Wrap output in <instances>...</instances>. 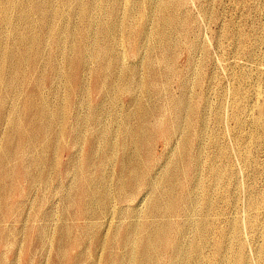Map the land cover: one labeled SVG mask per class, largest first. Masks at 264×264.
Wrapping results in <instances>:
<instances>
[{"label": "rangeland", "instance_id": "374dc122", "mask_svg": "<svg viewBox=\"0 0 264 264\" xmlns=\"http://www.w3.org/2000/svg\"><path fill=\"white\" fill-rule=\"evenodd\" d=\"M36 1L0 0L8 9H0V52L18 56L20 33L42 39L41 63L22 65L33 79L0 85V187L7 186L0 188V264H123L119 257L138 264L139 241L164 222L185 254L173 258L161 248L151 264H264V0H41L49 9L46 33L41 15L22 14ZM74 31L92 39L114 31L119 63L94 74L101 67L89 59L79 88L68 79ZM37 81L46 111L60 114L51 146L12 133L11 119L24 122L26 95ZM127 119L129 132L145 128L143 143L135 129L124 133ZM39 155L46 162L40 167L33 163ZM126 158L141 177L132 198L117 189ZM23 169L33 182L18 175ZM169 172L179 208L155 216L152 200L172 197ZM85 202L90 212L82 210ZM194 241H204L202 255H190Z\"/></svg>", "mask_w": 264, "mask_h": 264}, {"label": "bare ground", "instance_id": "6f19581e", "mask_svg": "<svg viewBox=\"0 0 264 264\" xmlns=\"http://www.w3.org/2000/svg\"><path fill=\"white\" fill-rule=\"evenodd\" d=\"M161 1V0H160ZM159 1V2H160ZM165 1V0H163ZM162 1V2H163ZM16 2V1H15ZM46 2V1H45ZM37 5H35L32 9H25L22 11V14L25 15H29V12H31V14H38L41 15L39 19L40 21V25L43 28V32H48L49 30L51 31L50 28V24H49V17L47 16V8H45V4L43 2H41V0H37L36 1ZM43 3V4H41ZM72 3V2H71ZM18 4V3H17ZM162 4V3H161ZM160 4V6H161ZM164 4V3H163ZM162 4V5H163ZM170 4V2H169ZM52 5V4H50ZM69 5V2H68ZM72 5V4H70ZM166 5V4H165ZM166 7V6H165ZM11 8V7H10ZM51 8V7H50ZM69 8V7H68ZM1 10H3V12L7 11L8 9L5 7L0 8ZM15 9V8H14ZM21 10V8H18ZM167 9V8H166ZM51 10V9H50ZM91 10V9H90ZM55 11V10H53ZM52 12V11H51ZM56 13V11H55ZM53 14L54 16H56V14ZM77 13V12H76ZM146 13V12H144ZM160 13V12H159ZM163 13V12H162ZM30 14V15H31ZM46 14V15H45ZM52 14V13H50ZM147 14V13H146ZM53 16V17H54ZM51 17V16H50ZM174 17L176 18V15H174ZM5 19V17H0V25L3 22V20ZM165 17H162L160 19L164 20ZM117 22V21H116ZM115 22V23H116ZM167 22H170V24H172L173 20H168ZM165 22V23H167ZM158 23V22H157ZM164 23V25H165ZM119 24V23H118ZM58 25V24H57ZM159 25V24H158ZM116 26V25H115ZM124 26V25H123ZM160 26V25H159ZM170 26V25H169ZM168 26V27H169ZM76 27V26H75ZM78 27V26H77ZM163 27V26H162ZM182 27V26H181ZM59 28V26H58ZM73 28V27H72ZM177 28V27H176ZM60 29V28H59ZM63 29V28H62ZM89 29V28H88ZM115 29V28H114ZM119 29V28H118ZM158 29V28H156ZM163 29V28H162ZM171 29V28H170ZM65 30V28H64ZM67 30V29H66ZM73 30V29H72ZM70 30V31H72ZM76 30V28H75ZM120 30V29H119ZM123 30V28H122ZM147 30V29H146ZM68 31V30H67ZM121 31V30H120ZM157 31V30H156ZM163 31V30H162ZM73 32V31H72ZM75 32V31H74ZM89 32V30H88ZM114 32V31H112ZM112 32L108 31L106 33H100L97 34L98 36H96V39H92L91 36H89L88 33H71V35L75 38V36L77 37V41L74 42L72 44V52L73 55H75V59H73L70 64L68 65V69H69V75H68V79L69 81H72L74 83V87H80L81 86V76L78 75V73L84 69V66H86L87 62L89 59H94L96 62H98L100 64L99 69L94 71L95 73H106L110 70L111 66H118V59L117 57L113 56L112 52H114L115 49V44L114 41L112 40ZM123 32V31H122ZM69 33V32H68ZM148 33V32H147ZM153 33V32H152ZM155 33V32H154ZM175 33V32H174ZM54 34V33H53ZM117 34V33H116ZM151 34V33H150ZM149 34V35H150ZM64 35V34H63ZM91 35V34H90ZM95 35V34H94ZM148 35V34H147ZM152 35V34H151ZM103 37V38H107L108 39V43L105 44H100L97 42V38L99 37ZM114 36V35H113ZM158 37V35H156ZM151 37V36H150ZM149 37V38H150ZM148 38V39H149ZM147 39V40H148ZM18 42H20V44L23 45V49L22 52L18 55L15 56L12 54L11 51L5 50L0 52V85H6L7 88L12 87L13 84V80H19V81H25L28 80V78H30V81L33 79L32 75L29 76V74L25 73L23 70L22 65L24 63L28 61H30L32 63V65H36L38 64V62L41 63V59H42V54L39 51V46L42 43V39L41 37L37 36V37H30L29 35H27V33H20L18 34ZM60 42V41H59ZM73 42V41H72ZM157 42V41H156ZM162 42V41H161ZM66 43V42H65ZM154 44V42H153ZM170 44V43H169ZM59 45V44H58ZM64 45V44H63ZM167 44H164V46H166ZM172 45V44H171ZM87 47V48H86ZM90 47V48H88ZM154 47L156 48V46L154 45ZM167 47V46H166ZM169 49V48H168ZM151 50H154L153 47ZM29 52H32V54H34V58H32V54ZM153 52V51H152ZM68 58H71L67 55ZM170 58V57H169ZM43 62V61H42ZM170 63V62H169ZM160 65V64H159ZM55 68V67H54ZM168 68V67H167ZM170 68V67H169ZM7 69H12V74L9 78H6L4 76V72ZM171 69V68H170ZM57 72V70H55ZM13 75V78H12ZM99 76V75H97ZM102 76V75H101ZM28 77V78H27ZM58 77V76H57ZM169 78V77H168ZM12 83H11V82ZM57 81V80H56ZM36 86L34 87L33 90H31V92L29 94H27V98L25 100V120L24 122L21 121V119H19L18 117H14L11 119V127H12V133H15L16 135H18L21 140H25V142H29L30 145H32L33 143L35 144L36 141H43L45 145L47 146H51L57 138V134H55V139L52 138V135L55 133L56 129V124L59 123L58 119H57V115L59 117V113H57L56 115V110H53L52 112H47L45 109V105L41 100V90H40V84L39 81H37ZM17 86V85H16ZM54 87V86H53ZM114 88V87H113ZM54 92V91H53ZM14 95V94H13ZM2 93H0V120L2 119V114L3 113V97H2ZM14 99V98H13ZM135 99V98H134ZM13 101V100H12ZM11 101V102H12ZM16 104V103H15ZM176 104V113L179 112L180 109V104L181 101H175ZM11 113V112H10ZM19 113V112H18ZM178 114V113H177ZM46 117V121H43V117ZM159 124L158 126H160L161 118L159 119ZM130 121L127 119L126 120V124H125V131L124 133H130L132 132L134 129V132H136L138 134L137 137V141H139L140 143H143L145 135H143V131L145 130V128L143 127H136L133 128V130L131 129L129 132V128H130ZM79 130V129H78ZM75 137H76V141L78 142V140H80L79 138V133L76 131L75 133ZM9 138V137H8ZM58 139V138H57ZM134 139V138H133ZM146 139V138H145ZM128 140V139H126ZM80 142V141H79ZM124 142V141H123ZM94 143V142H93ZM92 143V144H93ZM80 144V143H78ZM139 144V143H138ZM123 145V144H122ZM134 145V144H133ZM9 144H7V148H8ZM127 146V143L125 142L124 147ZM135 146V145H134ZM110 149L113 150V148L111 146H108ZM114 148L117 147V145L115 144L113 146ZM119 148V147H118ZM127 148V147H126ZM125 148V149H126ZM200 148V147H199ZM9 149V148H8ZM39 152V151H38ZM111 152V151H110ZM138 152V151H137ZM201 152V151H200ZM8 153V152H7ZM45 154V153H44ZM43 154V155H44ZM4 158L7 155L4 152ZM47 155V154H46ZM114 155V154H113ZM112 155V156H113ZM47 158V156H46ZM89 158H91V155L88 156L87 161L89 160ZM111 158V157H110ZM115 158H111V160ZM118 159V158H117ZM110 160V161H111ZM109 161V159H108ZM43 162L46 164L45 162V158L42 156H38L36 157V160L33 161L34 164L36 165H43ZM115 162V161H114ZM59 163V161L57 162ZM54 164V163H53ZM108 164V163H107ZM55 165V164H54ZM37 167V166H36ZM26 168V167H25ZM53 168V167H52ZM137 165L135 162H133L132 160L126 158V163L124 165V167H122V176L119 178L118 181V186L117 189L120 192V194H125L127 196H130L131 198L133 197L134 191L137 189V187L140 185L141 182V177L140 174L137 171ZM184 171V170H183ZM16 173V171H14ZM81 170L80 176H79V182L80 185H82L84 187V190L86 189V184L89 180L86 176H84V172ZM170 173V172H169ZM185 173V172H184ZM186 174V173H185ZM18 175L21 177L26 178V180L28 182H33V180L35 179L33 176H31L28 171L26 169H23L22 171L18 172ZM104 180V177H103ZM48 182V181H47ZM176 179L174 178L173 174L170 173V176L168 177V179L166 180V185L168 186V190L167 193H171L172 197L171 198H167V197H162V196H156L153 200H152V206H151V210L152 211H156L154 214H157L155 216H171L174 212H176L179 208V201L177 200V198L174 196V190H175V186H176ZM2 184V183H1ZM0 184V185H1ZM0 188H2L3 191L6 190L7 186H1ZM106 188V187H105ZM198 190V189H197ZM208 190V189H207ZM86 191V190H85ZM87 192V191H86ZM107 192V191H106ZM194 192V191H193ZM192 192V193H193ZM92 193H90L91 195ZM194 195V194H193ZM191 196V195H190ZM197 197V196H196ZM8 198V197H7ZM191 198V197H190ZM194 199V198H193ZM195 200V199H194ZM189 201L192 202V199H189ZM193 203V202H192ZM95 204V203H94ZM1 205H5L7 206V210H10V204L8 202H4ZM82 210L85 212H90L91 208L88 209V203H82ZM101 205L102 206H106L107 202L105 200V198L103 197L101 200ZM92 206V205H91ZM96 208V206H95ZM13 210V208H11V211ZM192 210V208H191ZM4 211V212H6ZM194 212H192L193 214ZM208 213V212H207ZM206 213V214H207ZM190 215V214H189ZM192 217V216H191ZM189 217H187L188 219ZM203 218V217H202ZM186 219V220H187ZM206 219V218H205ZM209 219V218H208ZM194 221V220H193ZM207 221V219H206ZM191 222V221H190ZM190 222H188V224H190ZM92 223V222H91ZM161 228L159 231L155 232L154 235L152 237H144L142 240L139 241V248L140 251L142 253V258L139 260L138 264H151L153 261H149L152 257V253H159L160 254V249L161 248H167L169 250H171L172 252V256L173 258H180L181 256H183V247H181L182 243L172 240L169 237V229L170 228V224L167 222H164L161 224ZM198 226V225H197ZM174 227V226H173ZM191 227V226H189ZM195 227V225H194ZM199 227V226H198ZM203 227V226H202ZM201 227V228H202ZM207 227V226H206ZM210 227V226H209ZM172 228V227H171ZM170 228V229H171ZM196 228V227H195ZM194 228V229H195ZM175 230V228H173ZM204 229V227L202 228ZM212 229V228H211ZM206 230V229H205ZM204 230V231H205ZM229 230V229H228ZM173 231V230H172ZM137 233H139L138 235H144V231H139L136 230ZM179 232V231H178ZM197 232H200V234L198 236H203V231L200 230V228H197ZM46 233V232H45ZM171 233V232H170ZM184 233V232H183ZM206 233V232H205ZM42 234V233H41ZM207 234V233H206ZM209 234V233H208ZM224 234V233H223ZM5 234H3V232H0V239H4L5 238ZM43 236V234H42ZM197 236V237H198ZM222 237V235H221ZM204 237H202L203 239ZM207 238V237H206ZM183 239V238H182ZM200 239V237H199ZM198 240V239H197ZM196 240V242H197ZM201 240V239H200ZM204 240V239H203ZM124 241V240H123ZM183 242V241H182ZM209 242V241H208ZM79 244V242H77ZM203 243L204 241L201 243H195V241L192 243V251L190 252V255L193 256L192 253H200L202 255L203 252ZM205 244V243H204ZM207 244V243H206ZM220 244V240L218 241V244ZM222 244V243H221ZM8 245V244H7ZM6 245V246H7ZM11 245L13 246V244L11 243ZM15 245V244H14ZM66 245H69L68 242H64V244H62V249L63 252H65V250H67L65 248ZM224 245V244H223ZM222 245V246H223ZM11 247V246H10ZM219 247V246H218ZM217 247V248H218ZM220 248V247H219ZM222 248V247H221ZM216 249V248H215ZM222 250V249H221ZM217 252V251H216ZM224 252V251H223ZM237 252V251H236ZM185 254V253H184ZM241 254V253H240ZM217 255V254H216ZM186 256V255H185ZM242 256V255H241ZM202 257V256H201ZM200 257V258H201ZM182 258V257H181ZM222 258V257H221ZM113 259H109L110 263ZM179 260V259H177ZM201 260V259H200ZM117 263H120V261L123 262V264H126L124 257H119L118 260H115ZM129 261V260H128ZM207 261V260H206ZM236 261V260H235ZM180 262V261H179ZM198 262V261H197ZM196 262V259L189 260V264H199ZM216 262V261H215ZM214 262V264H215ZM222 262V260H221ZM239 262V260H238ZM244 262V261H243ZM235 263V262H234ZM237 263V262H236ZM128 264V263H127ZM174 264V263H173ZM184 264V263H183ZM212 264V263H210Z\"/></svg>", "mask_w": 264, "mask_h": 264}]
</instances>
